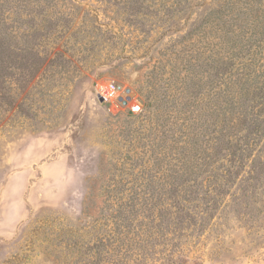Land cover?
<instances>
[{"label": "rangeland", "instance_id": "rangeland-1", "mask_svg": "<svg viewBox=\"0 0 264 264\" xmlns=\"http://www.w3.org/2000/svg\"><path fill=\"white\" fill-rule=\"evenodd\" d=\"M144 1L160 8L138 15L145 25L132 0H53L41 14L3 1L0 37L12 47L0 58V264H264V124L245 142L253 121L244 125L239 99L263 82L264 27L238 16L235 34L188 38L203 7L224 0L183 2L172 16L171 0ZM250 37L258 71L243 92L245 80L233 81L238 106L226 109L205 63ZM252 111L264 119V105ZM226 123L213 166L235 172L228 150L240 149L242 167L212 182L198 165ZM181 169L211 193L195 222L159 232L154 204Z\"/></svg>", "mask_w": 264, "mask_h": 264}, {"label": "trees", "instance_id": "trees-1", "mask_svg": "<svg viewBox=\"0 0 264 264\" xmlns=\"http://www.w3.org/2000/svg\"><path fill=\"white\" fill-rule=\"evenodd\" d=\"M3 1H10L8 3H12L11 1L16 2L14 6H16L19 11H21V7L24 3L25 9L37 14H41L42 12L46 11V9L42 7V4L44 2H47L48 4H51V2H53V0H0V14L2 13V16L3 8L6 7L4 5L5 2ZM254 1L257 2V6H262L263 8H261V10L259 11H255L253 7L248 6ZM183 2H185V4L187 5L185 7L186 10L189 8L192 9V4H189L190 0H171L172 7L166 8L167 15L172 16L176 14L180 9H182L181 6ZM244 3L246 5L245 7L243 6ZM132 4L134 7L132 13L135 16V21L138 20L139 23L143 25H145L143 21L138 19L139 14H142L143 11H148V13H158L160 11L159 7L154 9L152 8L151 4H146L144 0H132ZM219 5H217L216 7H214L213 4L207 7H203L202 5L196 6L199 8H204L203 12L205 16L198 23V25L195 26L194 29L189 31L187 35L188 38L196 33H200V31L205 32L210 30L221 32L222 37L223 34L226 33L227 37L229 34H235L236 30L234 23L236 22V20L245 22L247 25L254 26L255 28L261 26L264 27V0H224ZM46 7L48 8L49 6ZM152 9L154 10L152 11ZM215 14L218 15V17H215L216 19H218V21H215L217 23L213 25L214 20L212 18V15ZM238 16H241L242 18L234 20L235 18H239ZM228 28H231V30L227 31ZM29 29L34 30L36 33H40L39 31L42 29V24L35 23L33 20V23L30 25ZM260 34H263L262 31ZM4 39L5 38L0 37V58H9L10 55H7V49H11L12 39H7V43ZM255 39L256 37H250L249 40L243 44V47L241 46V48L239 49L235 48L236 51L226 48L227 50H225V52H220L217 59L212 58V61L207 60L205 63V72L210 74L214 72L213 75L218 81L219 85V95L223 99L222 102H220V105L222 107L225 106L226 109L233 110L235 106H238L236 103V98L232 93L233 89L231 85L234 83L233 81L241 83V81L245 80L244 84L242 82L240 89V91L243 92L244 85L248 84L252 76L258 71L256 68H254L253 59L260 52L257 50H252ZM244 41L246 40L244 39ZM260 41L263 42L264 38H261ZM24 58L32 57L27 56ZM259 76L263 78V82L256 80L254 84L251 85L255 86L256 90L252 94L243 95L242 93L241 97L239 98L241 100L240 107L243 108L242 113L244 114V125L247 122V114L249 113L252 114L253 121L252 124H250L249 129L246 130L247 133H245V135L243 136L245 142L254 141V135L262 129V126L264 124V119H259L260 113L255 114L252 111L258 104L261 103L262 105H264V76H262L260 72ZM249 96L251 97V99L249 98ZM254 98L258 99H255L253 101ZM251 101H253L254 104H252ZM260 112L263 113L264 111ZM227 127V123L225 126H223L222 129L215 126V131H217V134L212 136V138L207 139L206 147H208V149L206 150V154H208L203 159V163L198 165L201 168V172L206 173V175L204 174V178H207L208 176L207 180L211 178L212 182L218 179L219 176H224L226 178V182L232 181L234 174L238 176L241 171V161L243 160V154L238 156V151L240 149L236 152H231L232 150H228L231 155L230 159L232 164L235 165V163H239L238 167L235 165V172L231 170L232 168L227 169L226 167H224V164H221L220 162L217 163V166H213L215 161L224 159V153L229 145V141L227 142L226 140L227 134L224 130L227 129ZM212 140L213 142H216V144L209 145L208 143ZM247 148L248 144L245 145L243 150H241L242 153L246 152ZM210 149L211 152L209 153ZM236 157H239V161H234ZM190 168L188 169V171L190 170ZM224 168L226 169L225 173L220 172V170ZM183 169L179 171L180 175L175 177V184H173L174 187L172 188V190L165 194L166 196L159 195V204H157V202L154 204L156 208L158 207V215L157 217H154V221L159 232L164 230V232L172 231L175 233H179L178 230L180 229V226L183 225L186 221L187 223H191V221L195 222L193 214H199L202 203L207 204V196L211 193L210 186L208 187V182L204 183V180H198L196 178L194 182L190 184L192 178L188 176L189 174L187 173V171ZM180 189H184V192H179ZM188 189H190V193L187 192ZM213 189H216V187ZM200 193H202L203 196L199 195Z\"/></svg>", "mask_w": 264, "mask_h": 264}, {"label": "water", "instance_id": "water-1", "mask_svg": "<svg viewBox=\"0 0 264 264\" xmlns=\"http://www.w3.org/2000/svg\"><path fill=\"white\" fill-rule=\"evenodd\" d=\"M130 99H131V98H130V97H128V98H127V100H126V101H124V104L126 105V104H127V102H128V101H130Z\"/></svg>", "mask_w": 264, "mask_h": 264}]
</instances>
